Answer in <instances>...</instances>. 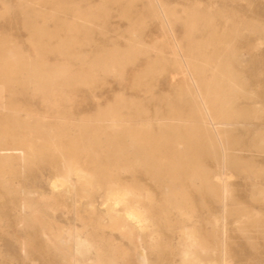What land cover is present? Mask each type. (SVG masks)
<instances>
[{
  "label": "rangeland",
  "instance_id": "rangeland-1",
  "mask_svg": "<svg viewBox=\"0 0 264 264\" xmlns=\"http://www.w3.org/2000/svg\"><path fill=\"white\" fill-rule=\"evenodd\" d=\"M81 1L83 4L103 5L105 14L100 16L103 34L97 30L93 33L97 44L109 48L117 45L119 50L128 52L131 46L127 39L128 31L135 29L134 39L149 48L143 53L133 51L129 57H120L111 65L112 71L94 74L84 64V58L93 52L90 46L79 48L77 59L66 58L56 52L45 53L43 58L49 65L70 66L89 82L60 84L51 91L29 89L15 93L12 100L20 117L28 114L31 118H38L51 130L69 126L81 129L76 126L81 118L92 119L112 105L126 106L121 109L123 116L128 112L129 103L138 104L148 113L160 110L161 98L171 99L178 84H189L187 76L180 71L183 66L173 64L170 55L173 42L168 29L158 16L142 12L139 1L132 9L130 19L120 14V4L124 0L119 3L115 0ZM161 1L167 9L176 11L177 18H172L171 29L189 55L198 57L202 51L206 57L209 56L211 33H230L232 45L241 54L240 60L232 61L231 71L252 94L250 98L237 96L233 105L236 112L243 110L248 117H237L221 128L228 141L233 142L229 147L236 151L243 149L241 153L260 174L237 172L229 164L222 169L216 162L206 163L211 174L225 179L226 187L220 201L213 203L210 209L202 207L194 212L185 209L191 214L186 228H194L197 239L205 245V252L198 254L191 264H264V152L252 145V140L264 134V0ZM17 4L18 0H0V34H11L19 42L21 53L34 59L37 53L25 39L26 31L17 19L23 10ZM8 6L9 9L6 8ZM184 9L193 10L199 17L211 15L217 25L211 27L206 20L198 19L190 29ZM7 14L13 16L10 21L5 20ZM34 17L38 24L43 22L41 15ZM47 25L51 28L53 23L49 21ZM154 37L157 38L155 41ZM196 68L199 67L195 62L188 64L189 72L204 87L213 73L208 68L202 71H196ZM141 77L145 78L140 80ZM145 82L150 84L148 90ZM5 91L0 85L1 106L11 98ZM149 98L157 101L155 105ZM189 105L186 107L190 108ZM151 123L156 125L154 120ZM55 140L63 146L69 145L67 138ZM100 162L105 163L106 160L102 158L97 161ZM107 162L114 163L112 160ZM26 163L18 162L20 167L12 188L20 192L15 199L11 200L0 186V264H139L143 255L147 264H186L178 254L181 231L165 222L166 219L172 223L179 220L178 210L163 202L159 187L146 185L144 178L134 176L133 170L120 169L121 180L126 183L136 181L144 191L152 194L160 209L154 218L149 217L141 203L139 208L146 213L142 219L131 214L133 205L112 202L107 197L108 187L105 185L81 187L75 173L69 176L72 187L65 188L58 182L65 175L64 171L54 169L51 160L41 154ZM202 188L205 190L207 187ZM196 205L201 207L199 202ZM118 213L124 215L119 225L115 216ZM137 229L139 232L135 234ZM132 230L130 237L127 233ZM152 235L162 237L170 246L164 254L160 253L159 247L150 249Z\"/></svg>",
  "mask_w": 264,
  "mask_h": 264
},
{
  "label": "bare ground",
  "instance_id": "bare-ground-1",
  "mask_svg": "<svg viewBox=\"0 0 264 264\" xmlns=\"http://www.w3.org/2000/svg\"><path fill=\"white\" fill-rule=\"evenodd\" d=\"M120 1L115 0L118 3ZM137 1L141 3L142 12L158 16L168 29L173 42L170 51L173 64L183 66L180 71L187 76L189 84H178L174 89L175 96L171 99L161 98L160 110L152 113L144 112L138 104L129 103L128 112L123 116L121 109L126 106L112 105L92 119L81 118L76 124L81 129L69 126L51 130L38 118H31L28 114L20 117L12 96L21 90L44 92L54 90L60 84L89 81L70 66L49 65L43 58L45 53L56 52L66 58L77 59L80 56L79 48L90 46L93 52L84 58V64L94 74L97 71H112L111 65L118 62L120 57H129L133 51L143 53L149 47L134 39L135 29L128 31L127 39L131 41L128 52L119 50L117 45L109 48L97 44L93 33L97 30L103 34V20L100 19L105 14L102 12L103 5L83 4L81 0H18L17 7L23 12L17 19L26 31L25 39L35 48L37 56L34 59L24 56L15 37L5 32L0 34V85L11 95L8 101L2 102V106L0 104V186L11 200L15 199L20 192L12 188L18 175L17 168L20 167L18 162L26 165V162L41 154L51 160L54 169L64 171L65 175L58 182L65 188L72 187L69 176L75 173L81 187L105 185L108 187L107 197L112 202L133 205L131 214L142 219L146 213L139 208L141 203L145 205L149 217L154 218L160 209L152 194L144 191L136 181L126 183L121 180L120 169L133 170L134 176L144 178L146 185L159 187L163 202L178 210L179 220L172 223L166 219L165 222L181 231L178 254L183 262L191 264L198 254L205 252V245L197 239L194 228H186L191 214L185 209L192 212L200 211L202 207L210 209L213 203L220 201L226 187L225 179L211 174L206 163L216 162L222 169L229 164L237 172L260 174L241 153L243 149L236 151L229 147V143L233 142L228 141L221 128V125L231 124L237 117H248L243 110L236 112L233 105L237 96L250 98L252 94L231 71L232 61L240 60L241 54L232 45L230 33H211L212 50L209 56L206 57L207 54L202 51L198 57L189 55L171 29L172 18H177L176 11L167 9L161 0H124L120 4V14L130 19ZM183 13L190 29H193L198 19L206 20V24L211 27L217 25L215 17L211 15L199 17L190 9H184ZM37 14L42 16L41 24L35 20ZM12 18L11 14H7L5 20L10 21ZM49 21L53 23L51 28L47 25ZM193 62L199 67L196 71L208 68L213 73L204 87L189 72L188 64ZM147 82L145 86L148 90L150 84ZM148 100L154 105L157 102L153 98ZM151 120L155 121V126ZM59 137L67 138L69 145L59 144L55 140ZM252 145L264 152V134L252 140ZM102 158L106 162L97 163ZM110 160L114 163L107 162ZM202 187H207V191ZM197 202L201 203V207L196 205ZM86 203L90 205L89 201ZM92 210L89 207V211ZM115 216L119 225L124 215L118 213ZM133 232L127 234L131 237ZM138 232L139 229L135 230V234ZM149 244L150 249L159 247L161 254L170 247L160 236L152 235ZM138 263L147 264L146 257H140Z\"/></svg>",
  "mask_w": 264,
  "mask_h": 264
}]
</instances>
